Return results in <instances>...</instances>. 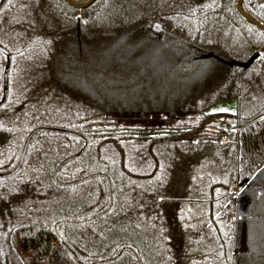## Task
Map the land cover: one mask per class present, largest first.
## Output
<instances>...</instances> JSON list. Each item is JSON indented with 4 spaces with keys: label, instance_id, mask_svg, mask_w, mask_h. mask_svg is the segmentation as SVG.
<instances>
[{
    "label": "trees",
    "instance_id": "trees-1",
    "mask_svg": "<svg viewBox=\"0 0 264 264\" xmlns=\"http://www.w3.org/2000/svg\"><path fill=\"white\" fill-rule=\"evenodd\" d=\"M236 3L0 0V264H264V168L234 191L264 32Z\"/></svg>",
    "mask_w": 264,
    "mask_h": 264
},
{
    "label": "rangeland",
    "instance_id": "rangeland-1",
    "mask_svg": "<svg viewBox=\"0 0 264 264\" xmlns=\"http://www.w3.org/2000/svg\"><path fill=\"white\" fill-rule=\"evenodd\" d=\"M213 109L232 113L236 109V103L234 100L217 103L213 106ZM260 120L261 119L254 120L248 125L243 126L241 129L242 132L240 136V159L241 161H243L241 163V167L243 168H241V170H239L238 172V178H237L238 186L234 188L236 195L240 194V191L243 189V187L255 175L254 173L258 170L257 164H259L260 162V160H258L260 155L262 157L264 156V151H262L263 154H261V151L257 150L258 148H260V146L258 147L260 140L264 143V135H262L259 132V130H257V126H259ZM231 121L232 118H230L229 116H223L219 118L217 121H214V124L217 127L228 128V126L231 124L230 123ZM155 124H159V122H155ZM248 203H249V199L247 197H242V199L240 200V209L242 211H245L248 207ZM244 238H245V226L243 222L239 221L237 223L236 233H235L236 249L239 250L244 249L245 246Z\"/></svg>",
    "mask_w": 264,
    "mask_h": 264
},
{
    "label": "water",
    "instance_id": "water-1",
    "mask_svg": "<svg viewBox=\"0 0 264 264\" xmlns=\"http://www.w3.org/2000/svg\"><path fill=\"white\" fill-rule=\"evenodd\" d=\"M96 0H85L83 2H77L74 0H64V2L76 9H85L87 7H89L92 3H94ZM242 2L243 0H237L235 9L237 11V13L248 23L254 25L255 27H257L258 29H260L262 32H264V25L260 22H258L257 20H255L253 17H251L249 14H247L243 9H242ZM258 53H254L247 61L245 62H237L236 65L240 66V67H248L249 65H251V63L257 58ZM264 168V166L262 167ZM261 168V169H262ZM260 169V170H261ZM259 170V171H260Z\"/></svg>",
    "mask_w": 264,
    "mask_h": 264
},
{
    "label": "crops",
    "instance_id": "crops-1",
    "mask_svg": "<svg viewBox=\"0 0 264 264\" xmlns=\"http://www.w3.org/2000/svg\"><path fill=\"white\" fill-rule=\"evenodd\" d=\"M230 117V116H229ZM230 118H232V121L230 122L231 124L228 126V128H233V125H234V123H235V119L233 118V117H230ZM259 119H261L260 121H259V126H257V130H259V132L262 134V135H264V133H263V129H262V125H263V120H264V117L263 118H259ZM258 120V119H257ZM248 125V124H247ZM245 126V125H244ZM243 127V126H242ZM242 127L241 128H238V131H239V170H241V168H243V167H241V163L243 162V161H241V159H240V136H241V129H242ZM260 146V148H258L257 150H259V151H261V154H263L262 153V151H264V143L260 140V142H259V144H258V147ZM257 158V157H256ZM258 160H260V162H259V164H257L258 165V170L254 173V174H256L263 166H264V156L262 157L261 155H260V157H259V159ZM262 163V164H261ZM242 172V171H241ZM253 174V175H254Z\"/></svg>",
    "mask_w": 264,
    "mask_h": 264
},
{
    "label": "built area",
    "instance_id": "built-area-1",
    "mask_svg": "<svg viewBox=\"0 0 264 264\" xmlns=\"http://www.w3.org/2000/svg\"><path fill=\"white\" fill-rule=\"evenodd\" d=\"M227 141V138L226 137H221V142L224 143Z\"/></svg>",
    "mask_w": 264,
    "mask_h": 264
},
{
    "label": "flooded vegetation",
    "instance_id": "flooded-vegetation-1",
    "mask_svg": "<svg viewBox=\"0 0 264 264\" xmlns=\"http://www.w3.org/2000/svg\"><path fill=\"white\" fill-rule=\"evenodd\" d=\"M249 182H250V181H249ZM249 182H248V183H249ZM248 183H247V184H248ZM247 184H246V185H247ZM246 185H245V186H246ZM245 186H244V187H245ZM244 187H243V189H244ZM243 189H242V190H243ZM242 190H241V191H242ZM241 191H240V193H241Z\"/></svg>",
    "mask_w": 264,
    "mask_h": 264
}]
</instances>
